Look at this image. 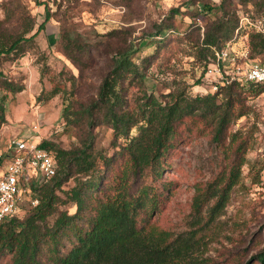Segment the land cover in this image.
<instances>
[{"label":"trees","instance_id":"obj_1","mask_svg":"<svg viewBox=\"0 0 264 264\" xmlns=\"http://www.w3.org/2000/svg\"><path fill=\"white\" fill-rule=\"evenodd\" d=\"M32 2L46 8L38 30L25 0H7L2 5L0 67L35 48L39 32L51 19L46 3ZM249 3L264 18V0H241L243 5ZM193 5L201 8L193 16L206 18L203 34L196 22L185 27L177 23L179 9L171 10L136 44L124 28L96 33L102 39L94 42L87 33L63 27L64 55L80 72L92 66L94 52L104 46L109 47L107 70L91 100L64 113V124L76 133V143L63 148L41 141V148L54 157L57 173L35 186L36 207L24 206L21 215L0 224V264H228L204 254L199 233L224 213L233 188L240 183L252 137L232 133L231 127L250 113L248 100L261 90L237 79L227 83L224 73L225 82L213 83L216 91L193 93L204 84L214 49L223 50L232 43L239 26L232 0H196ZM115 40L119 45L112 49ZM249 40L250 58L264 61V35L252 32ZM150 48L153 52L144 54ZM180 51L202 67V79L192 87L169 88L168 93L151 91L152 66L158 61L173 73V52ZM0 90L17 95L24 86L0 76ZM60 92L54 89L53 97ZM4 122L1 108L0 130ZM100 127L111 132L108 149L98 148ZM185 131L208 135L230 163L207 189L195 187V225L202 224L204 208L213 202L207 221L199 230L177 235L158 219L177 187L167 174L186 139ZM6 157L9 164V151ZM70 183L73 186L67 187ZM66 206L74 212L63 209ZM256 258L264 264V251Z\"/></svg>","mask_w":264,"mask_h":264},{"label":"rangeland","instance_id":"obj_2","mask_svg":"<svg viewBox=\"0 0 264 264\" xmlns=\"http://www.w3.org/2000/svg\"><path fill=\"white\" fill-rule=\"evenodd\" d=\"M6 1L0 2V21L5 18L2 5ZM25 1L36 18L38 30L45 21L46 8L36 5L34 0ZM38 1L47 4L52 16L45 29L39 32L35 48L29 49L22 59L6 62L0 67V76L24 86V91L17 95L0 90V110L3 108L5 117L0 130V158L3 159L0 174L8 165V145L13 139L49 140L63 148H70L77 141L76 133L64 124V113L68 107L78 109L87 104L95 95L100 78L107 70L109 47L96 50L92 66L80 72L79 67L64 55L63 27L66 31L72 28L87 33L94 42L102 39L96 33L104 35L124 28L132 33L131 40L136 44L142 34L152 33L155 26L167 19L171 10L179 9L181 12L175 18L178 24L185 27L196 22L201 34L205 31L206 18L193 16L201 9L193 5L196 0ZM232 2L239 17L233 40L250 41L249 36L252 32L258 33L256 25L264 24V18L252 4L243 5L241 0ZM9 26L16 28L13 23ZM118 45V40L112 41V49ZM173 55L176 56L170 67L173 73L166 72L167 68L160 67L158 61L152 66L151 91L168 93L169 88L192 87L202 79V67L193 58L183 51L173 52ZM216 76L215 73L206 74L204 84L196 87L193 93L212 91ZM57 87L61 92L53 97L52 92ZM248 105L250 113L231 127L232 133L252 137L240 183L233 188L224 213L199 233L203 237L204 254L217 261L226 260L228 264H260L256 257L264 251V101L253 96ZM98 131V148L108 149L111 132L105 127ZM185 138L173 158L174 167L167 174L177 187L158 219L162 227L177 235L199 230L207 221V212L213 202L205 206L202 224L195 225L192 213L195 187L207 189L229 169L230 163L225 152L212 143L208 135L185 131ZM108 152L113 153L112 150ZM72 186L70 183L67 187ZM63 209L74 212L68 206Z\"/></svg>","mask_w":264,"mask_h":264},{"label":"built area","instance_id":"obj_3","mask_svg":"<svg viewBox=\"0 0 264 264\" xmlns=\"http://www.w3.org/2000/svg\"><path fill=\"white\" fill-rule=\"evenodd\" d=\"M1 2V0H0ZM257 32L264 35V24L256 25ZM249 41L236 38L223 50L214 49V58L207 74L215 73V83L234 80L253 84L260 88L264 101V61L252 60ZM225 71V72H224ZM213 91L217 86L213 85ZM36 138L13 139L8 145L12 158L0 174V224L23 213L24 206L36 207L39 198L35 186L47 182L57 173L54 157L40 146Z\"/></svg>","mask_w":264,"mask_h":264}]
</instances>
